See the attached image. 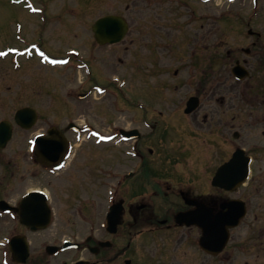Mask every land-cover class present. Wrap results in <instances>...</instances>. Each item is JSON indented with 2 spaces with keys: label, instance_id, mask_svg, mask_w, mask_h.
Instances as JSON below:
<instances>
[{
  "label": "flooded vegetation",
  "instance_id": "flooded-vegetation-1",
  "mask_svg": "<svg viewBox=\"0 0 264 264\" xmlns=\"http://www.w3.org/2000/svg\"><path fill=\"white\" fill-rule=\"evenodd\" d=\"M246 26L250 46L241 49L247 58L229 52L222 76L216 51L187 99L156 101L169 79L145 87L152 96L134 102L144 110L136 111V123L151 125L154 137L147 132L134 141L139 162L95 197L85 183L63 180L77 155L72 126L83 115L75 110L65 118L76 94V67L68 65L62 82L68 105L40 102L33 127H15L11 149L0 150V264H264V25ZM10 35L21 42L12 47L23 51L25 63L36 50L77 57V43L63 48L57 42L77 39L76 25H27ZM235 66L243 78L234 76ZM192 96L197 108L186 112ZM163 104L179 111H160L159 127L155 106ZM179 120L185 141L169 146L167 135ZM179 154L187 164L180 169L173 167Z\"/></svg>",
  "mask_w": 264,
  "mask_h": 264
},
{
  "label": "rangeland",
  "instance_id": "rangeland-1",
  "mask_svg": "<svg viewBox=\"0 0 264 264\" xmlns=\"http://www.w3.org/2000/svg\"><path fill=\"white\" fill-rule=\"evenodd\" d=\"M111 13L124 15L130 22V31L121 43L100 45L94 39L92 25L98 17ZM18 25L24 29L27 25H76L77 39L62 37L57 42L63 48L77 43L78 57L89 61V70L76 67L72 77L74 92L91 94L85 98L76 94L65 118L76 110L83 114L79 116L81 123L93 124L94 134L108 137L115 133V137L110 140L100 137L99 142L94 136L79 140L74 147L77 155L73 168L62 175L63 180L85 183L95 197L106 187L104 183L116 180L139 162L131 153L134 141L121 140L118 129L138 124L144 135L151 132L143 119L136 123L139 117L136 111L144 110L135 107L134 102L142 98L150 100L152 96L145 87L169 79V88L163 89L161 99L156 101L182 102L195 93L197 77L202 70L209 69V58L216 51L223 56V76L226 63H230L226 60L229 52V57L233 51L238 57L247 58L242 51L250 46L246 25H264V0H0V57H5L9 45L21 43L12 41L10 35ZM215 31L221 41L215 39ZM67 67H51L34 59L23 61L22 68L14 69L8 59H0V120L10 118L24 105L39 109L43 101H57L66 107L69 94L67 88H62V82L68 74ZM155 69L158 73L152 75ZM92 84L96 89L91 88ZM155 107L166 116L179 111V106L172 104ZM179 122H173L167 139L173 141L172 136L183 144L185 139L180 134L185 121ZM22 135L18 132L16 136ZM9 147L2 153L8 152ZM155 147L162 150L161 146ZM179 160L173 164L174 168L187 165L181 155Z\"/></svg>",
  "mask_w": 264,
  "mask_h": 264
},
{
  "label": "water",
  "instance_id": "water-1",
  "mask_svg": "<svg viewBox=\"0 0 264 264\" xmlns=\"http://www.w3.org/2000/svg\"><path fill=\"white\" fill-rule=\"evenodd\" d=\"M128 30V25L122 17L107 15L99 18L95 25L94 31L97 40L100 43L118 42ZM21 114V115H20ZM23 112L18 113V120L21 121ZM23 122V121H22ZM11 137V125L3 122L0 124V148L4 147Z\"/></svg>",
  "mask_w": 264,
  "mask_h": 264
}]
</instances>
